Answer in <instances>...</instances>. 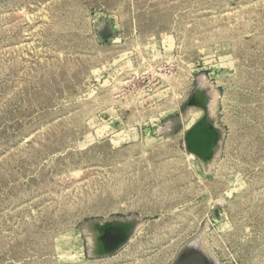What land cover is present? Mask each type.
I'll use <instances>...</instances> for the list:
<instances>
[{"label":"rangeland","instance_id":"obj_1","mask_svg":"<svg viewBox=\"0 0 264 264\" xmlns=\"http://www.w3.org/2000/svg\"><path fill=\"white\" fill-rule=\"evenodd\" d=\"M92 221L128 241L94 255ZM199 236L264 264V0H0V264H172Z\"/></svg>","mask_w":264,"mask_h":264},{"label":"water","instance_id":"obj_2","mask_svg":"<svg viewBox=\"0 0 264 264\" xmlns=\"http://www.w3.org/2000/svg\"><path fill=\"white\" fill-rule=\"evenodd\" d=\"M196 102V93L194 92L191 104ZM197 105H202L201 101ZM204 109V108H203ZM205 110V109H204ZM214 131L207 126L203 121L194 125L185 135L184 141L186 149L189 153L196 156L198 159H207L211 157L209 154L215 141ZM92 221L86 227L98 229L99 235L97 241L100 244V249L94 254L96 256L109 255L118 250L123 244L128 241V232H123L122 224L119 223H105Z\"/></svg>","mask_w":264,"mask_h":264},{"label":"bare ground","instance_id":"obj_3","mask_svg":"<svg viewBox=\"0 0 264 264\" xmlns=\"http://www.w3.org/2000/svg\"><path fill=\"white\" fill-rule=\"evenodd\" d=\"M196 102H198L197 99H196ZM201 120L203 121L202 118H201ZM199 122H201V121L200 120L197 121L194 125H196ZM210 150H211V148H210ZM111 223L113 224V223H119V222H115L114 221V222H111ZM119 224L124 225L121 222ZM122 230H123L124 233H126V230L128 231V228L123 227ZM97 232H96V234H97ZM98 247L100 249V244L98 245ZM211 257L212 256L209 254V252L203 247L202 239L199 236V237H196V238L192 239L191 241H189L188 243L185 244V246L182 249L181 254L178 255V257L175 259V261L172 264H217L216 260L214 262V259L212 260Z\"/></svg>","mask_w":264,"mask_h":264}]
</instances>
